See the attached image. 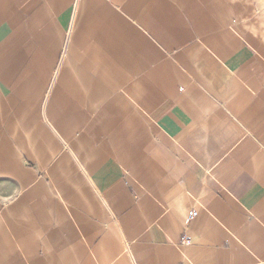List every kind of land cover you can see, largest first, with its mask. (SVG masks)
Wrapping results in <instances>:
<instances>
[{
  "label": "crops",
  "instance_id": "obj_1",
  "mask_svg": "<svg viewBox=\"0 0 264 264\" xmlns=\"http://www.w3.org/2000/svg\"><path fill=\"white\" fill-rule=\"evenodd\" d=\"M0 264H264V0H0Z\"/></svg>",
  "mask_w": 264,
  "mask_h": 264
},
{
  "label": "built area",
  "instance_id": "obj_2",
  "mask_svg": "<svg viewBox=\"0 0 264 264\" xmlns=\"http://www.w3.org/2000/svg\"><path fill=\"white\" fill-rule=\"evenodd\" d=\"M196 215H197V211H192V212L189 214V216H188V220L193 219ZM187 240H188L187 237H183V238H182V242H185V241H187Z\"/></svg>",
  "mask_w": 264,
  "mask_h": 264
}]
</instances>
